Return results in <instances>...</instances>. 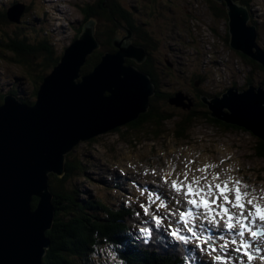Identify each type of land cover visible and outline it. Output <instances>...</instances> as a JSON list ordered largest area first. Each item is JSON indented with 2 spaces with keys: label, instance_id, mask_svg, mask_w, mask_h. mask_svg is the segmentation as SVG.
Instances as JSON below:
<instances>
[{
  "label": "rangeland",
  "instance_id": "1",
  "mask_svg": "<svg viewBox=\"0 0 264 264\" xmlns=\"http://www.w3.org/2000/svg\"><path fill=\"white\" fill-rule=\"evenodd\" d=\"M114 1L122 5L129 20L132 19L140 28L138 34L134 33L136 29L131 30V36L127 38V41L135 40L145 46L146 57L140 63L132 64L133 67L137 68V64L147 63L150 59L152 69L159 76L155 78L157 89L154 91L158 95L155 94L152 102L157 111L150 108L151 100L154 99L152 94L149 96L148 108L143 113L161 112L168 117L159 125L160 128L149 119L152 122L148 120L137 130L126 124L117 127V130L115 128L97 134L92 140L81 141L69 153L80 158L84 171L73 177L69 187L78 190L79 200L97 198L115 206L130 203L138 208L139 204L151 207L155 214L160 215L162 225L165 222L187 235L189 245L185 249L186 264H259L254 252L259 247L264 248V234L260 236L262 241L257 244L258 248L255 245L248 248L252 250L248 252L253 257L249 260L243 251L235 250L240 247L241 237L232 230L227 233L228 237L224 236L223 227H213L205 219L200 224L205 226L207 222V226L199 230L192 222L193 216H188L189 227L200 238L197 245L195 237L179 219L176 207H172L177 199L182 198L161 177L170 173L169 180L176 178V173L182 177L185 164L189 169L203 168L206 164L215 165L208 168L207 172H190L189 179L193 174L207 175L211 179L216 173L220 174L221 179L239 177L250 190H255L257 196H264V157L256 155L257 138L242 128L226 129L217 123L214 126L207 119L203 104L196 100V96L203 98L202 102L204 99L216 98L226 88L241 92L244 86L248 87V80L251 81L250 85L259 88L264 71L256 65L258 63L254 64V61L226 47L223 13L226 8L218 0ZM245 1L250 12L248 22L256 27L257 42L264 50V0ZM96 2L0 0V10L4 11L18 3L25 6L17 21L0 25V40L8 41L16 36L32 44L47 41L54 54L59 56V52L74 40L80 24L84 22L80 7ZM127 34L124 24L113 34V38L122 39ZM124 41L127 42L126 39ZM99 48L107 51L105 45ZM26 71L25 66L15 61L12 50L0 47L1 95L12 91L24 100L33 101L35 83ZM172 99L178 104L183 101L189 107L173 104ZM184 120H188L186 138L181 139L176 137L175 131L177 125H184ZM258 202L264 203V200ZM161 204L163 207L159 206ZM226 207L233 213L237 211L230 205ZM180 211L187 212L184 209ZM196 217L202 219V215ZM245 223L249 225V221ZM254 225L264 227V222L256 220ZM218 229L223 234L217 233ZM243 239L249 245L252 244L248 231L244 232ZM233 240L237 243L233 244ZM209 244L215 248V252L208 247ZM230 249L233 253H230ZM217 255L225 259H212ZM241 255L244 257L241 258ZM90 261L93 264H124L106 246L93 254ZM259 261L264 264V255L263 258L259 257Z\"/></svg>",
  "mask_w": 264,
  "mask_h": 264
},
{
  "label": "water",
  "instance_id": "2",
  "mask_svg": "<svg viewBox=\"0 0 264 264\" xmlns=\"http://www.w3.org/2000/svg\"><path fill=\"white\" fill-rule=\"evenodd\" d=\"M218 1L227 9L226 47L264 71V50L256 27L248 24L249 10L234 0ZM24 8L19 3L9 7L8 19L17 21ZM82 24V32L59 52L58 62L43 77L33 104L12 94L1 99L0 264H42L50 246L45 233L55 217L49 174H64L66 154L81 141L136 120L154 93L151 78L126 63L127 59L140 63L146 57L142 46L127 41L129 28L124 38H113L115 51L104 52L91 71L81 74L88 56L100 47L94 22ZM173 99L171 103L189 107ZM202 99L196 96L207 117L241 127L264 142V76L259 88L250 84L241 92L226 88L216 98L204 99L205 103Z\"/></svg>",
  "mask_w": 264,
  "mask_h": 264
},
{
  "label": "trees",
  "instance_id": "3",
  "mask_svg": "<svg viewBox=\"0 0 264 264\" xmlns=\"http://www.w3.org/2000/svg\"><path fill=\"white\" fill-rule=\"evenodd\" d=\"M234 1L245 7L247 5L245 0ZM219 3L225 7L224 2ZM7 9L5 11L0 10V25L11 22L7 17ZM226 11L227 9H225V13ZM80 12L84 17V24L90 20L94 22V36L101 45L100 47L105 45L106 50L110 52L116 50L112 45L113 34L117 32L120 25L125 24L130 30L136 29L135 34H138L140 29L132 19L129 20L128 13L122 5L114 0H97L93 5L87 3L80 7ZM248 24L251 23L248 22ZM83 26L82 24L79 27V32L75 38L82 32ZM135 38L137 39V37ZM46 42L40 41L32 44V42L16 36L8 41L0 40V47L4 50H12L15 53V61L27 68V76L31 77L35 83L33 93L35 98L43 77L51 71L60 57L54 54L50 44ZM131 42L145 49V46L140 42L135 40ZM13 43L14 45H12ZM103 53V48H98L89 55L81 68V72L88 73L89 70L91 71ZM240 55L247 58L241 53ZM149 60L147 63L137 64V68L153 80L156 90L155 78H159V76H157L155 69H152ZM248 60L253 62L249 57ZM126 63L134 64L132 60L126 61ZM256 65L260 66L259 64ZM250 82L248 80L246 85ZM11 93L13 92L11 91ZM155 94L158 95V93ZM155 94L154 99L151 100L150 108L152 107L153 110L157 111L152 105ZM1 96L0 94V101ZM20 100L29 104L34 102L22 98ZM167 117L161 112H146L128 123V126L137 130L151 119L156 127L160 128L159 125ZM207 119L212 121L213 125L217 123L226 129H241V127L224 123L212 117ZM186 121L184 120V125H177L176 137L186 138V125L188 123ZM155 132L157 133V130ZM257 143L256 155L264 157V142L257 138ZM83 168L80 158L70 152L66 156L64 174L61 177H57L55 174L50 175L48 184L53 194L52 203L55 208V217L52 228L45 233L50 239V246L46 249L42 264H93L90 261L91 256L105 246L113 254H117L124 264H186V245L170 237V230L165 228L161 221L157 224L152 219V216H156V214L151 209H148L149 214L146 215L144 211L138 208H129L125 205L116 207L97 198L79 200L78 190L73 189L72 186L69 187V184H71L70 181L74 176L84 171ZM36 201L37 199L33 198L34 206ZM141 228L150 229L151 235L140 232ZM138 234L139 236H137Z\"/></svg>",
  "mask_w": 264,
  "mask_h": 264
},
{
  "label": "snow or ice",
  "instance_id": "4",
  "mask_svg": "<svg viewBox=\"0 0 264 264\" xmlns=\"http://www.w3.org/2000/svg\"><path fill=\"white\" fill-rule=\"evenodd\" d=\"M188 163H194L189 161ZM215 167V165H204L203 168L189 169L185 164V171L181 177L179 173H176V178L169 180L171 173L161 177L165 184H169L170 188L177 193L182 199H177L175 203L181 204L182 201H186L188 205L194 208H202L204 210L202 218L208 220L213 227H223L228 230H237L236 234L241 237L239 244L240 247L236 248V251H243L244 255L251 260L253 257L251 253L247 251L250 247L247 241L243 239L244 232L248 231L249 235L256 239L264 233V227H258L257 229H250L249 225L245 221L254 222L257 219L264 222V203H259L258 200H264V196H257L255 190H250L248 185L237 177H228L227 179H221L220 174H214L211 179L207 175L196 176L192 175L189 179V174L195 172H207L208 168ZM219 201V203H217ZM216 205L219 211L212 206ZM226 205H230L231 208L237 209L235 213L230 212ZM163 207V204L159 205ZM143 207V206H142ZM179 213V219L184 222V227L188 232L192 233L195 237L197 245L200 243V238L192 227H189L187 223V217L193 216L197 219L196 214L191 211L183 212L179 208L176 209ZM145 214L148 213V209H144ZM152 219L159 224L160 219L153 215ZM171 228V225H169ZM140 232L151 235V231L148 228H141ZM170 237L181 243H188V237L180 234L179 230L173 229L169 232ZM208 239H211L209 237ZM233 244L237 241L233 240ZM209 248L212 252H215V248L209 244ZM212 259L216 261H223L225 257L214 256Z\"/></svg>",
  "mask_w": 264,
  "mask_h": 264
},
{
  "label": "bare ground",
  "instance_id": "5",
  "mask_svg": "<svg viewBox=\"0 0 264 264\" xmlns=\"http://www.w3.org/2000/svg\"><path fill=\"white\" fill-rule=\"evenodd\" d=\"M125 44H126V42L125 41H123ZM127 45V44H126ZM263 50V49H262ZM52 173H50L49 174V177H48V180H49V178H50V175H51ZM174 206H176V209L177 208H179V209H184V210H188V211H191L192 213H195L196 214V216H200V215H202L203 214V212H204V210L202 209V208H199V210H201V211H197V210H189L187 207H190V205H188L187 203H186V201H182L181 202V204H179L178 206H177V204H175ZM213 208H215L217 211H219V209L217 208V206L216 205H213L212 206ZM229 211L231 212V209H229ZM202 220H204L203 218L202 219H194V218H192V222H194L195 224H196V226H197V228H199V230L200 229H204L206 226H207V222H206V225L205 226H203V225H201L200 223H201V221ZM258 220V219H257ZM254 222H251V224L249 225V228L250 229H254V226L252 225ZM216 229V228H215ZM223 231L225 232V234H224V236H227L228 234V232H230V230H228V229H226V228H223ZM236 231L237 230H232L231 232H233V233H236ZM216 232L217 233H220V234H223L222 233V231H220L219 229L218 230H216ZM215 235V234H214ZM250 240V239H249Z\"/></svg>",
  "mask_w": 264,
  "mask_h": 264
},
{
  "label": "clouds",
  "instance_id": "6",
  "mask_svg": "<svg viewBox=\"0 0 264 264\" xmlns=\"http://www.w3.org/2000/svg\"><path fill=\"white\" fill-rule=\"evenodd\" d=\"M128 28V27H127ZM250 84V83H249ZM248 85V84H247ZM10 94V93H9ZM14 96L15 97H17L18 98V100H20V98H22L21 96H16L15 94H14ZM23 99V98H22ZM20 101H22V100H20ZM22 102H24V101H22ZM25 103V102H24ZM26 104H28V103H26ZM29 105H31V104H29Z\"/></svg>",
  "mask_w": 264,
  "mask_h": 264
},
{
  "label": "flooded vegetation",
  "instance_id": "7",
  "mask_svg": "<svg viewBox=\"0 0 264 264\" xmlns=\"http://www.w3.org/2000/svg\"><path fill=\"white\" fill-rule=\"evenodd\" d=\"M253 22H254V16H253ZM166 64H167L168 67L171 66V64L168 61L166 62ZM193 97H194V95H193Z\"/></svg>",
  "mask_w": 264,
  "mask_h": 264
}]
</instances>
